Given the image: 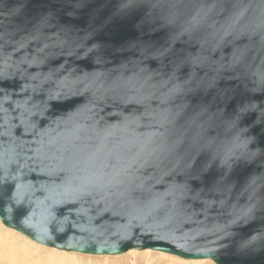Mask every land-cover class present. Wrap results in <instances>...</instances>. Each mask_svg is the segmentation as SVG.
Wrapping results in <instances>:
<instances>
[{
	"label": "water",
	"instance_id": "1",
	"mask_svg": "<svg viewBox=\"0 0 264 264\" xmlns=\"http://www.w3.org/2000/svg\"><path fill=\"white\" fill-rule=\"evenodd\" d=\"M262 76L264 0H0V223L264 264Z\"/></svg>",
	"mask_w": 264,
	"mask_h": 264
},
{
	"label": "rangeland",
	"instance_id": "2",
	"mask_svg": "<svg viewBox=\"0 0 264 264\" xmlns=\"http://www.w3.org/2000/svg\"><path fill=\"white\" fill-rule=\"evenodd\" d=\"M0 239L4 241L0 245V264H194L196 261L184 260L150 250L130 251L115 257L66 253L38 245L21 234L4 227L1 223ZM1 250L3 251L1 252ZM199 262V264H213L209 260H200Z\"/></svg>",
	"mask_w": 264,
	"mask_h": 264
},
{
	"label": "bare ground",
	"instance_id": "3",
	"mask_svg": "<svg viewBox=\"0 0 264 264\" xmlns=\"http://www.w3.org/2000/svg\"><path fill=\"white\" fill-rule=\"evenodd\" d=\"M13 231H14V230H13ZM9 234H10V231H9ZM3 248H4V246H3ZM4 250H5V249H4ZM6 250H7V249H6ZM2 251H3V250H1V252H2ZM148 251H149V250H148ZM8 252H11V251H8ZM131 252H132V251H131ZM160 253H161V252H159V254H160ZM163 254H164V253H163ZM163 254H162V255H163ZM1 255H2V254H1ZM199 261H200V260H198V261L196 260L194 264H199V263H200Z\"/></svg>",
	"mask_w": 264,
	"mask_h": 264
},
{
	"label": "snow or ice",
	"instance_id": "4",
	"mask_svg": "<svg viewBox=\"0 0 264 264\" xmlns=\"http://www.w3.org/2000/svg\"><path fill=\"white\" fill-rule=\"evenodd\" d=\"M262 80H264V76L261 77ZM4 243V241L2 239H0V245H2Z\"/></svg>",
	"mask_w": 264,
	"mask_h": 264
}]
</instances>
